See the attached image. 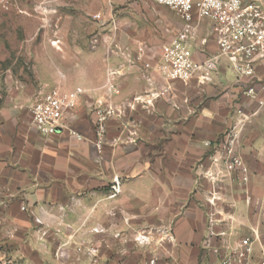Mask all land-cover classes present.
<instances>
[{"label": "crops", "instance_id": "1", "mask_svg": "<svg viewBox=\"0 0 264 264\" xmlns=\"http://www.w3.org/2000/svg\"><path fill=\"white\" fill-rule=\"evenodd\" d=\"M93 1L88 14L100 18L91 15L87 33L99 54H70L69 75L52 77L51 84L80 87L90 102L104 97L106 71L121 66L120 93L109 101L122 117L107 123L99 150L83 102L47 138L31 128L34 102H0V263L148 264L156 257L158 264H213L251 229L258 231V262L264 253V64L253 79L238 80L222 58L211 83L172 82L166 98L145 107L133 100L143 98L146 77L157 87L165 83L143 64L158 62L181 21L152 0ZM257 1L264 9V0ZM196 27L198 40L207 42L193 60L217 56L210 22ZM249 85L255 99L242 95ZM230 129L240 132L236 151L247 181L227 177L222 201L212 208L204 199L217 186L203 174L215 170L214 144ZM114 177L120 193L111 196ZM90 247L96 256L87 254Z\"/></svg>", "mask_w": 264, "mask_h": 264}, {"label": "built area", "instance_id": "2", "mask_svg": "<svg viewBox=\"0 0 264 264\" xmlns=\"http://www.w3.org/2000/svg\"><path fill=\"white\" fill-rule=\"evenodd\" d=\"M152 1L174 11L181 21V26L170 35L169 41L162 45L158 62L154 66L149 63L143 64L144 71L154 70L165 85L157 87L151 77H146L147 90L143 98H134L133 102H141L143 106L151 107L157 99L167 97L169 84L175 81L187 84L194 80L198 85L209 84L222 58L227 60L238 80L253 79L256 66L264 64V9L257 0ZM93 18L98 20L100 15L96 14ZM200 20L210 22L212 40L218 55L196 62L193 60V54L202 51L207 42L206 38L198 40L196 22ZM93 41L95 42L94 39ZM53 45L58 47L59 39H55ZM120 54L122 58H128L124 55L126 53ZM136 60H141L140 56ZM120 76L121 66L108 69L105 75L104 97L92 99L90 102V99L85 97V91L80 87L71 90L56 87L48 90L29 108L31 128L44 138L55 136L60 129L66 127V118L83 102L93 115L96 145L101 150L107 133V123L122 117V112L109 101L120 93L118 84ZM242 95L255 99L254 85L247 86ZM257 103L259 106L263 105L262 100H258ZM68 131L71 136L80 139L75 132ZM239 135L240 132L236 129L227 130L221 140L214 144L215 151L211 156V164L215 170H207L203 174L211 185L217 186L216 191L208 192L204 199L212 208L222 201L220 192L227 177L235 175L237 182L247 181L248 169L236 151ZM206 146L211 147L213 143L207 142ZM111 191V196L120 193L118 177L113 178ZM21 210L24 211L25 208L22 207ZM34 221L38 223L36 219ZM213 223L214 214L211 213L209 224ZM257 239L258 231L251 229L248 235L243 236L234 247H228L224 257L213 264H264L263 251L258 262L255 263L253 260L254 244ZM138 241L146 242L144 238H139ZM87 254L96 256L97 250L90 247L87 249ZM148 264H158L157 258H151Z\"/></svg>", "mask_w": 264, "mask_h": 264}, {"label": "rangeland", "instance_id": "3", "mask_svg": "<svg viewBox=\"0 0 264 264\" xmlns=\"http://www.w3.org/2000/svg\"><path fill=\"white\" fill-rule=\"evenodd\" d=\"M82 2L0 0V102H35L52 88H64L52 85V77L63 81L69 75L70 54H99L87 33L92 14L86 6L94 1Z\"/></svg>", "mask_w": 264, "mask_h": 264}]
</instances>
